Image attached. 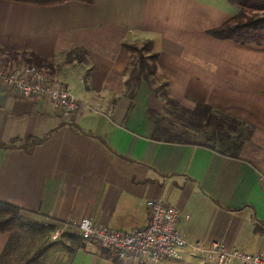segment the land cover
<instances>
[{
  "label": "crops",
  "instance_id": "0c3cea01",
  "mask_svg": "<svg viewBox=\"0 0 264 264\" xmlns=\"http://www.w3.org/2000/svg\"><path fill=\"white\" fill-rule=\"evenodd\" d=\"M239 14L230 0L51 8L0 1V51L37 57L51 67L43 73L53 85L87 106L67 124L46 100L22 98L0 83V203L39 225L40 237L60 232L46 253L49 264L58 254V264H138L82 242L70 224L88 219L130 234L147 226L151 200L178 210L177 230L188 243L217 242L264 258V47L208 35ZM145 44V56H156L154 82H142L131 102L126 83L135 67L125 46ZM160 86L186 112L204 106L251 130L235 159L153 139L148 112L165 117L167 108L152 92ZM165 119L174 129L179 123ZM9 240L0 235V261ZM161 264L210 263L183 254Z\"/></svg>",
  "mask_w": 264,
  "mask_h": 264
},
{
  "label": "trees",
  "instance_id": "16d2710c",
  "mask_svg": "<svg viewBox=\"0 0 264 264\" xmlns=\"http://www.w3.org/2000/svg\"><path fill=\"white\" fill-rule=\"evenodd\" d=\"M4 2L17 3L27 6L39 8H51L64 5L70 2H77L80 4L91 5L92 0H0ZM232 4L237 6L240 14L234 17L222 27L208 33L209 36L221 41H233L241 46L255 45L264 47V0H230ZM148 44L138 49L134 46H125L127 52L136 57V66L129 77L126 86L129 89L128 99L132 102L134 100V93L137 87L142 82L153 84L155 75L156 56H145ZM4 65L0 68L11 69L17 62H22L25 66L34 67L39 71L47 73L51 67H48L43 61L35 56L27 57L25 55L18 56L13 52L2 53ZM166 86L152 88V92L160 99H164L165 108L164 115H172L181 124L178 129L177 137L181 138L188 132L199 133L205 138L207 142L204 144L185 142L186 145L197 146L212 150L223 157L235 159L239 153L241 146L247 141V136L251 134V130L245 128L242 124L225 117L220 114L213 113L209 108L204 106H197L193 112H186L179 108L175 103L166 98ZM149 119L153 122L155 129L153 139L157 142L163 140L165 142L174 141L176 136L171 127L167 124L164 116H158L153 112H148ZM221 138V140H219ZM219 140V148L217 149V141ZM177 141V140H176ZM40 140H29L27 142L30 146L39 144ZM183 142V141H177ZM43 227V226H42ZM41 227L30 223L24 218L22 212L14 207L0 203V235H9V243L3 252L0 264L4 258L10 253V249L16 244L18 235L29 230H40ZM81 240V239H80ZM82 241V240H81ZM83 242V241H82ZM101 249V248H100ZM48 250V249H46ZM103 254L110 253L108 250L102 249ZM12 253V252H11ZM45 250L32 258L30 264L34 260H41L45 256Z\"/></svg>",
  "mask_w": 264,
  "mask_h": 264
},
{
  "label": "built area",
  "instance_id": "2783aa9c",
  "mask_svg": "<svg viewBox=\"0 0 264 264\" xmlns=\"http://www.w3.org/2000/svg\"><path fill=\"white\" fill-rule=\"evenodd\" d=\"M0 83L16 91L22 98L46 100L61 120L67 124L79 121L87 111L68 91L51 83L45 73L29 66H14L0 69ZM264 193V189H263ZM147 226L130 234L113 232L96 226L88 219L70 224L83 242H93L119 262L131 259L138 264H161L169 260H182L183 254L189 257H202L210 264H264V258L238 250L228 251L217 242L204 244L188 243L178 232L181 215L175 207L161 200L146 203ZM187 219V218H186ZM60 237L56 232L53 240Z\"/></svg>",
  "mask_w": 264,
  "mask_h": 264
},
{
  "label": "rangeland",
  "instance_id": "374dc122",
  "mask_svg": "<svg viewBox=\"0 0 264 264\" xmlns=\"http://www.w3.org/2000/svg\"><path fill=\"white\" fill-rule=\"evenodd\" d=\"M133 56V61L131 63V65L136 66V57L134 55ZM2 57L0 56V66L4 65L3 61H2ZM181 128V124L180 123H176V127L175 129L172 128L171 131L176 135L174 136V141H183V142H194V143H206L207 142V138H205L204 136H202L199 133H192V132H188L187 134L183 135L181 138L177 137L178 134V129ZM221 140V138L219 139ZM219 140L217 141V149L220 147L219 146ZM41 231H37V230H29L26 231L24 233H21L18 235V239L16 241V244L12 246V248L9 250L10 253L4 258V261L2 262V264H30L32 258H35L37 256V254H40V252H43L45 250V252H54L52 250H50V247H53L54 240L51 237H47L46 239L41 236ZM57 243V242H56ZM59 244V243H57ZM96 245V244H95ZM94 245V246H95ZM99 246L96 245V248H98ZM61 248V247H59ZM101 248V247H99ZM48 249V250H46ZM62 249V248H61ZM61 249H57L55 250V252H61ZM102 249V248H101ZM12 252V253H11ZM46 253L44 258H42L41 260L39 259L38 261L34 260V262H32L31 264H49L50 262L45 258L46 257ZM59 260L62 261V257L58 254L55 256V258L53 259V263L58 264Z\"/></svg>",
  "mask_w": 264,
  "mask_h": 264
}]
</instances>
